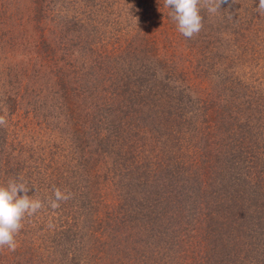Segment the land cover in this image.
<instances>
[{"label": "rangeland", "instance_id": "rangeland-1", "mask_svg": "<svg viewBox=\"0 0 264 264\" xmlns=\"http://www.w3.org/2000/svg\"><path fill=\"white\" fill-rule=\"evenodd\" d=\"M258 3L202 11L185 38L164 0H0V183L22 180L44 202L0 264H120L123 251L148 264L162 245L186 249L185 264H214L213 252L264 264V190L249 192L264 176ZM56 188L71 198L53 209ZM137 191L146 211L110 240L111 214L137 210ZM198 217L193 245L170 228Z\"/></svg>", "mask_w": 264, "mask_h": 264}, {"label": "clouds", "instance_id": "clouds-1", "mask_svg": "<svg viewBox=\"0 0 264 264\" xmlns=\"http://www.w3.org/2000/svg\"><path fill=\"white\" fill-rule=\"evenodd\" d=\"M224 2L225 0H164V7L171 10L169 15L176 23L178 31L185 38H192L203 28L202 11L210 15L217 14ZM256 11L264 16V0H259ZM6 124L5 115H0V127ZM29 190L22 180L13 179L0 183V249L6 246L10 251H15L18 246L16 236L23 228L24 218L36 214L44 207L41 199L28 195ZM70 198L71 193L56 188L54 199H49L48 204L55 209L59 207L60 201Z\"/></svg>", "mask_w": 264, "mask_h": 264}, {"label": "trees", "instance_id": "trees-1", "mask_svg": "<svg viewBox=\"0 0 264 264\" xmlns=\"http://www.w3.org/2000/svg\"><path fill=\"white\" fill-rule=\"evenodd\" d=\"M0 137H1V139L3 138V141L5 142V130L2 131V132H0ZM252 158H253V156H252ZM88 160L90 161L91 159H88ZM88 166H89V163L86 161V166H84V167L87 168ZM0 171H1V168H0ZM1 174H2V172H0V175ZM245 179H246V177H245ZM254 179L255 180H254L253 186L249 189V192L251 194L255 195V196H258L260 190H264V176L258 175L256 177H254ZM142 186H143V183L141 182V186H139V187H142ZM223 187H226V193H224V194H226L228 196V199H231L232 200L233 199V196H231V195H234V193H233L234 190L231 187L229 181H227L226 184H223ZM140 191L143 192V190H140ZM146 191L147 190H145L144 193ZM146 195H147V192H146ZM129 197H131V196H128L126 199H128ZM138 197H139V192L137 191V210L135 208L131 207V206L130 207L125 206L124 209H122L123 207L121 208L122 209V212L115 213V214H111V216H113V217L110 218V223H109L108 227L106 229H105V227L102 229V230L105 229V231L107 232V234H109L111 236L110 240L112 238L114 239V237L117 238L115 236V234H118V232L121 231L122 226L124 224H126V220H128V222H130V225H124V227L127 228V229L130 228V227H133L134 225L137 224V220L139 219L140 212L141 211H146V208L148 207L147 206L148 204L145 203L146 200H143V201L141 200L140 201L138 199ZM234 202L235 201H231V204L230 205L233 206ZM138 204L139 205L141 204V205L138 206ZM107 206L110 207L109 204H107ZM192 214H193V212L191 211L190 212V215H192ZM104 216H105V214L103 213V215H101V218H103ZM101 218L99 219L101 221H98L97 223L106 226V223H102V220L103 219H101ZM198 219L199 220H197V222L196 221H194V222H190V221L189 222H184V221L173 222L172 224H174V225H172L170 228H172L173 230L177 231V234H175V235H180V234H182V236L187 235V237L184 238V242L193 245V244H195V238L197 236V232L200 234V231H202L201 230V226H202V220L203 219L202 218H199V217H198ZM121 220H123V221L120 222ZM209 227H210V229H212V233L214 235V240L215 241L216 240H219V239L221 240V238L223 237V232H222L221 228L219 230L217 229L218 226L216 225V222L210 224ZM170 228H168V231L169 232H170ZM162 233H164V231H162ZM69 234H70V232H69V229H68V226H67L66 228L62 229L61 231L59 230L57 236L59 237V240H63L66 237L69 238L70 237ZM194 235H196V236H194ZM149 236L150 237H153L154 234L151 233V234H149ZM118 239L120 241H124L127 238H126L125 234H123ZM173 246H176V247L181 248L179 245H173ZM166 248H167L166 245H162V248L160 249V251L159 252L157 251V254H156V257H155V261L152 262V263H148V264H169L170 260L168 261V258L170 257V252H169V249L170 248H167V249ZM121 251H122V249L120 248L118 250V253H120ZM170 251H171V253L173 255V258H176V260H173V263L172 264H185V260H184L185 254L184 253H185L186 249L185 250H183V248L182 249H176L175 251H172V249H170ZM123 253H124V251H123ZM122 254L120 255V257L118 259H115V261H119L120 264H127V263H129V262H131L133 260V259L132 260H129V258L126 259L124 256L122 258ZM193 254H195V259L197 260V256L198 255L196 256V252H193ZM213 255L216 256L213 259L214 264H230L231 263L230 258L226 257L228 254L225 255L222 258H220V257L217 258V255H216L215 252H213ZM114 257H115V255H114ZM134 259H136V258H134ZM195 259H194V262H196ZM127 260H128V262H126ZM210 262H211L210 260H207V263L208 264ZM263 262H264V260H263ZM186 264H188V263H186ZM240 264H259V263L254 262L252 259H249L248 257H246L245 260H243Z\"/></svg>", "mask_w": 264, "mask_h": 264}]
</instances>
